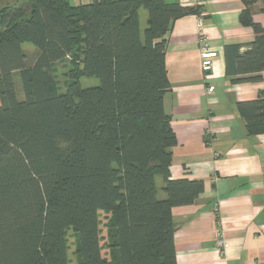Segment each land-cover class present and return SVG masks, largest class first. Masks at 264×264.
Returning <instances> with one entry per match:
<instances>
[{
    "label": "trees",
    "instance_id": "obj_1",
    "mask_svg": "<svg viewBox=\"0 0 264 264\" xmlns=\"http://www.w3.org/2000/svg\"><path fill=\"white\" fill-rule=\"evenodd\" d=\"M240 1V23L255 36L242 53L241 44L226 47V72L259 82L257 0ZM199 9L167 0H21L0 9V264H68L72 237L77 264H176L171 210L192 204L203 184L169 177L176 140L163 109L164 57L173 23L202 19ZM24 43L36 49L31 62ZM72 52L78 73L60 92L51 70ZM80 77L99 84L81 88ZM237 108L250 135L264 134V94Z\"/></svg>",
    "mask_w": 264,
    "mask_h": 264
},
{
    "label": "crops",
    "instance_id": "obj_2",
    "mask_svg": "<svg viewBox=\"0 0 264 264\" xmlns=\"http://www.w3.org/2000/svg\"><path fill=\"white\" fill-rule=\"evenodd\" d=\"M167 1L199 4L202 16L177 19L165 47L169 89L163 109L176 140L169 177L203 184L192 204L171 210L176 264H264V134L250 135L237 108L264 94V72L261 81L242 83L226 72V47L241 44L242 53L255 33L240 23V0ZM250 14L264 30V0L251 5ZM200 19L209 49L217 54L208 75L200 67ZM207 86L214 89L212 94ZM155 186L157 197L165 198L162 177H155ZM100 214L107 217L100 212L99 219ZM73 239L68 264H77ZM219 240L226 247H219Z\"/></svg>",
    "mask_w": 264,
    "mask_h": 264
},
{
    "label": "rangeland",
    "instance_id": "obj_3",
    "mask_svg": "<svg viewBox=\"0 0 264 264\" xmlns=\"http://www.w3.org/2000/svg\"><path fill=\"white\" fill-rule=\"evenodd\" d=\"M70 3H77L78 0H69ZM21 0H3L0 1V9L3 8V6L13 7L17 6ZM198 17V16H197ZM146 18L147 13L145 10L140 9L139 10V21H140V29L141 33L144 31L146 27ZM198 26V25H197ZM198 33V29H197ZM22 50L25 52L28 61L31 62L34 60L36 54V49L28 43H24L22 45ZM80 54L77 52H72L69 54L66 58L62 59L61 61H58L56 64H54L51 74L56 82V85L58 87V90L60 92L65 91V87L69 81L76 78V75L78 73V69L80 66ZM80 86L81 88H90V87H96L98 86V80L95 78H86V77H80L79 78ZM161 180V179H160ZM100 222H101V230H102V236L105 235V229L103 227V224L105 223V218L102 214H100ZM103 243V242H102ZM103 256H107V252L105 250L102 251Z\"/></svg>",
    "mask_w": 264,
    "mask_h": 264
},
{
    "label": "built area",
    "instance_id": "obj_4",
    "mask_svg": "<svg viewBox=\"0 0 264 264\" xmlns=\"http://www.w3.org/2000/svg\"><path fill=\"white\" fill-rule=\"evenodd\" d=\"M188 2L191 0H187ZM187 3V2H186ZM198 45L200 49V67L203 74L208 75L214 66V60L217 58V54L215 51L209 49L208 46V38L204 31L202 20L198 21ZM213 88L211 86H207L206 92L208 94L213 93ZM219 247H226V245L219 240Z\"/></svg>",
    "mask_w": 264,
    "mask_h": 264
}]
</instances>
